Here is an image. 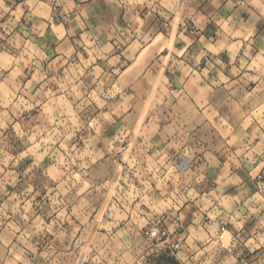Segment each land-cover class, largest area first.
<instances>
[{
  "label": "crops",
  "instance_id": "obj_1",
  "mask_svg": "<svg viewBox=\"0 0 264 264\" xmlns=\"http://www.w3.org/2000/svg\"><path fill=\"white\" fill-rule=\"evenodd\" d=\"M55 156L91 178L37 180ZM100 213L110 251L181 247L91 264H264V0H0V264Z\"/></svg>",
  "mask_w": 264,
  "mask_h": 264
},
{
  "label": "rangeland",
  "instance_id": "obj_2",
  "mask_svg": "<svg viewBox=\"0 0 264 264\" xmlns=\"http://www.w3.org/2000/svg\"><path fill=\"white\" fill-rule=\"evenodd\" d=\"M52 158H54L55 168L51 167L49 173L47 172L44 174L40 172V175L36 177L37 180L44 179L45 181H51V182L53 181L58 182V180H63V181H66L67 182L66 185H68L69 182L71 184L86 182L91 178L90 173L86 170L85 167H81L77 165V163L80 162V159L78 160V157L69 156L67 158H64V160H59L57 159L56 156ZM61 190L64 191V189H61ZM67 190L69 191L70 194L72 195L75 194L68 187H67ZM54 191H59V189L58 188L54 189ZM105 192H106L105 188H99L98 190L95 191V193L83 192L82 196L87 197V199H90L91 197L99 198V201L101 202V199L105 196ZM56 197H58V194ZM74 197H78V195H74ZM75 202L78 203V199ZM103 204H99V207H102V209L100 210H103L105 208L106 204L104 205ZM67 206H68L67 211L68 212L72 211L71 210L72 205L68 204ZM101 213L99 214L98 218L95 219L94 222H91L90 220H85V219L83 222L80 220H76L75 222L74 220H69L68 222L60 221L62 225L64 224L69 225V228L67 229H69V232L72 231V237H68L70 242H65L66 245H64L65 246L64 248H56V245L54 244L55 242L54 236H51L48 238L45 234H42L43 230L40 229L42 227V221L38 220L36 222L35 227H38V229H40V234H34L30 238L24 237L26 238V242L24 240L22 241L26 246H23L22 248L26 249L25 247H30V249H32L31 245H35L36 247L39 246L41 247L40 249L42 250L41 252H43L42 255L44 259H46L49 263V259L46 258V257H49L50 260L55 261L57 264L59 263V261H60L59 264H63V263L64 264H80V263H83V264L90 263L91 264L94 262L95 263L96 262L106 263L107 261H112L114 263V261H117L120 259H124L125 263L127 261L136 262L137 259H139L142 256L151 257L156 253L162 252V251L160 252L156 251V246L153 245V243L150 242L148 239H146L147 228L151 224H162L160 222H152L151 224H149L147 227L144 228L142 234L139 235V238L136 239L138 244L139 242L142 241L140 243L141 248H142V251H141L142 253L140 252L139 249L129 250V251L126 250V253H121L122 249L119 248L118 246L116 247L112 246V251H110V248H109L110 246L108 245H110L111 242L110 243L108 242L109 244L107 245V240H108L107 237L105 235H100V234L91 232L92 226L94 229H96L97 225H98V228H101V227L107 228L112 225V224L106 225L105 223L102 224L103 220L100 219L102 215ZM162 225H165V224H162ZM69 232L67 231L66 233L68 234ZM76 232H78V234L74 235V233ZM28 243L30 245H28ZM53 249H56V250L53 251ZM139 252L141 254L140 257H139ZM167 252L171 253L170 251H167Z\"/></svg>",
  "mask_w": 264,
  "mask_h": 264
},
{
  "label": "built area",
  "instance_id": "obj_3",
  "mask_svg": "<svg viewBox=\"0 0 264 264\" xmlns=\"http://www.w3.org/2000/svg\"><path fill=\"white\" fill-rule=\"evenodd\" d=\"M168 227L162 224H151L146 230V239L156 246V251L177 250L181 247V242L174 240Z\"/></svg>",
  "mask_w": 264,
  "mask_h": 264
}]
</instances>
